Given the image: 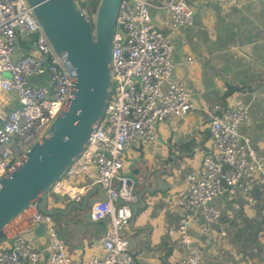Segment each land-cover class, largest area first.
<instances>
[{"label": "built area", "instance_id": "obj_1", "mask_svg": "<svg viewBox=\"0 0 264 264\" xmlns=\"http://www.w3.org/2000/svg\"><path fill=\"white\" fill-rule=\"evenodd\" d=\"M198 1H121L112 50L109 104L85 151L68 172L85 176L93 183L91 186L101 185L105 191L104 199L91 208L93 220L109 219L101 239L103 253L85 264H134L124 231L133 217L130 206L138 203L139 194L135 177L125 169L124 155L143 142L156 143L158 125L184 117L194 107L187 85L172 80L175 45L154 22L152 10H167L169 16L164 22L177 31L193 23L194 3ZM76 2L87 14L94 15L90 13L93 0ZM194 60L186 58L187 63ZM38 75L43 77L29 79ZM71 86L69 69L27 0H0V178L17 168L23 155L64 109ZM209 115L213 147L200 169L186 174L192 185L179 200L186 209L179 222V240L186 251L180 264H201L200 252L191 238L198 209L205 208L207 219L200 228L202 234L218 229L226 235L220 209L212 205L213 200L235 189L250 194L253 200V183L264 185V160L250 138L240 131V124L249 118L248 105L241 100L216 104ZM68 183L62 178L52 190L81 202L84 187ZM38 204L33 203L24 213L28 214V228L45 227L50 238L47 255L31 244L25 229L18 230L11 246L0 249V264H73L53 217L43 213Z\"/></svg>", "mask_w": 264, "mask_h": 264}, {"label": "crops", "instance_id": "obj_2", "mask_svg": "<svg viewBox=\"0 0 264 264\" xmlns=\"http://www.w3.org/2000/svg\"><path fill=\"white\" fill-rule=\"evenodd\" d=\"M165 1L153 0L157 4ZM194 7L193 23L177 31L164 22L169 16L167 10H152L154 22L175 45L172 80L187 85L194 107L186 116L158 125L156 143L143 142L124 155L125 169L135 177L138 194L158 186V171L169 185L166 192L144 196L146 206L124 231L132 254L146 264H180L186 256L179 240V222L186 209L179 200L192 185L186 174L200 169L213 147L209 112L216 104L241 100L248 105L249 118L240 124V131L264 160V0H237L234 5L199 0ZM187 56L195 60L187 63ZM63 179L84 187V197L91 193L94 198H104L97 184L91 186L85 176L67 173ZM250 197L235 189L213 200L212 205L220 209L226 235L218 229L202 234L200 228L207 223L205 208L197 210L191 238L200 252L201 264H262L264 185L255 181L253 200ZM75 203L80 202L71 201L56 189L49 194V207L65 211L52 217L70 262L85 264L103 253L101 239L109 219L90 222L86 210ZM28 225L27 213L13 219L0 237V249L9 248L16 231L25 229L31 244L47 255L50 238L46 229H30Z\"/></svg>", "mask_w": 264, "mask_h": 264}, {"label": "water", "instance_id": "obj_3", "mask_svg": "<svg viewBox=\"0 0 264 264\" xmlns=\"http://www.w3.org/2000/svg\"><path fill=\"white\" fill-rule=\"evenodd\" d=\"M121 1L100 0L92 16L80 8L76 0H27L69 69L72 92L64 109L23 155L17 168L0 178V233L36 202L45 214L54 216L65 212L49 207V194L85 151L105 116L111 97V59ZM172 170L173 166L168 173ZM156 178L158 186L142 190L138 203L131 204L132 220L139 209L146 206L145 195L168 191L162 172L158 171ZM96 188L105 197L103 187L97 185ZM102 200L89 193L75 204L86 210L88 221L96 222L91 217V208ZM40 229L45 231L43 226H38L37 230ZM262 251L264 253V243ZM137 257L136 254L134 264H146ZM261 263L264 264V258Z\"/></svg>", "mask_w": 264, "mask_h": 264}, {"label": "rangeland", "instance_id": "obj_4", "mask_svg": "<svg viewBox=\"0 0 264 264\" xmlns=\"http://www.w3.org/2000/svg\"><path fill=\"white\" fill-rule=\"evenodd\" d=\"M99 2L100 0H93V3H92V9L90 11L91 14H95L96 13V10L98 8V5H99ZM3 76H7V72H3ZM42 78L43 76L42 75H38V76H33V77H30L29 79L31 81H33L35 78ZM40 83H37V85H39ZM2 104V102H0V105Z\"/></svg>", "mask_w": 264, "mask_h": 264}, {"label": "trees", "instance_id": "obj_5", "mask_svg": "<svg viewBox=\"0 0 264 264\" xmlns=\"http://www.w3.org/2000/svg\"><path fill=\"white\" fill-rule=\"evenodd\" d=\"M231 91H233V89H232ZM231 91H230V92H231ZM3 234H4V233H3V232H1V233H0V237H1V236H3Z\"/></svg>", "mask_w": 264, "mask_h": 264}]
</instances>
